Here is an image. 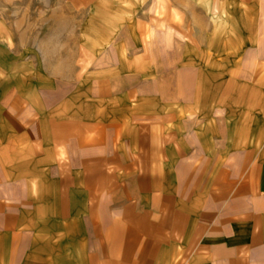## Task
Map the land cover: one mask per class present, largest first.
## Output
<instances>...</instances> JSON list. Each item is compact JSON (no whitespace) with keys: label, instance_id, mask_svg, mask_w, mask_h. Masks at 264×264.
I'll use <instances>...</instances> for the list:
<instances>
[{"label":"crops","instance_id":"0c3cea01","mask_svg":"<svg viewBox=\"0 0 264 264\" xmlns=\"http://www.w3.org/2000/svg\"><path fill=\"white\" fill-rule=\"evenodd\" d=\"M138 43L53 81L1 140L0 264H264V133H224L189 44Z\"/></svg>","mask_w":264,"mask_h":264},{"label":"rangeland","instance_id":"374dc122","mask_svg":"<svg viewBox=\"0 0 264 264\" xmlns=\"http://www.w3.org/2000/svg\"><path fill=\"white\" fill-rule=\"evenodd\" d=\"M126 40L135 52L189 44L200 99L229 121L224 133L242 135L244 120L248 137L264 133V0H0V142L25 137L38 92L102 52L122 55Z\"/></svg>","mask_w":264,"mask_h":264}]
</instances>
